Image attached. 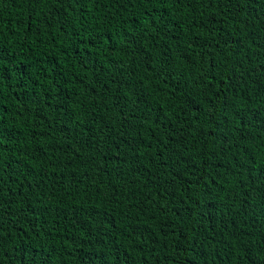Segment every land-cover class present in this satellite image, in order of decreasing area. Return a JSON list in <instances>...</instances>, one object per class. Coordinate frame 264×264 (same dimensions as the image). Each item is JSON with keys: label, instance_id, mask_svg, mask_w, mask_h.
Instances as JSON below:
<instances>
[{"label": "trees", "instance_id": "1", "mask_svg": "<svg viewBox=\"0 0 264 264\" xmlns=\"http://www.w3.org/2000/svg\"><path fill=\"white\" fill-rule=\"evenodd\" d=\"M0 264H264V0H0Z\"/></svg>", "mask_w": 264, "mask_h": 264}]
</instances>
